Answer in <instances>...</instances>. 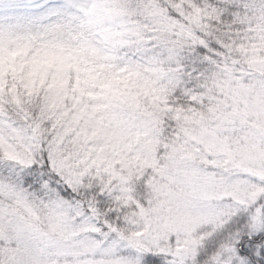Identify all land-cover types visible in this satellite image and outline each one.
I'll use <instances>...</instances> for the list:
<instances>
[{"label": "snow or ice", "instance_id": "snow-or-ice-1", "mask_svg": "<svg viewBox=\"0 0 264 264\" xmlns=\"http://www.w3.org/2000/svg\"><path fill=\"white\" fill-rule=\"evenodd\" d=\"M0 264H264V0H0Z\"/></svg>", "mask_w": 264, "mask_h": 264}]
</instances>
